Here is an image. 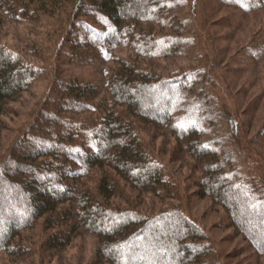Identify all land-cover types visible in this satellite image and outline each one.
<instances>
[{
	"label": "trees",
	"instance_id": "1",
	"mask_svg": "<svg viewBox=\"0 0 264 264\" xmlns=\"http://www.w3.org/2000/svg\"><path fill=\"white\" fill-rule=\"evenodd\" d=\"M180 3L0 0V24L6 16L12 20L21 13L27 16L30 5L50 17L66 14L61 22L67 27L60 31L65 36L54 65L62 54L69 59L81 55L77 51L81 46L103 51L123 45L132 53L117 58L101 88L77 78L59 80L61 68L53 69L56 77L50 94L0 158V252L23 253L26 248L16 239L44 217L42 252L66 246L77 230L84 229L98 239L91 264H207L208 238L181 209L147 214L110 202L117 178L135 189L160 192L164 164L140 141L142 124L175 136L177 151L198 161L201 180L196 194L220 205L228 225L264 255V180L245 184L229 171L230 159L202 140L201 128L189 122L191 116L186 113L188 122H179L175 114L178 95L194 86L197 72L164 73L143 64L142 57H166L186 40L179 23ZM34 73L35 67L20 51L0 41V115L8 101L28 88ZM90 99L96 101V114L89 122L67 115L87 108ZM19 144L24 150H17ZM91 174L96 179L93 184L88 181Z\"/></svg>",
	"mask_w": 264,
	"mask_h": 264
},
{
	"label": "rangeland",
	"instance_id": "2",
	"mask_svg": "<svg viewBox=\"0 0 264 264\" xmlns=\"http://www.w3.org/2000/svg\"><path fill=\"white\" fill-rule=\"evenodd\" d=\"M180 1L179 23L186 40L166 57H142L143 64L164 73L179 69L196 71L194 86L188 92L182 91L176 99L178 121L188 122L185 120L188 113L189 122L201 128L202 140L216 146L221 157L230 159L229 171H234L245 184L262 183L264 0ZM65 17L63 12L50 17L30 5L27 16L21 13L15 20L6 16L0 24V41L20 51L35 67L28 88L8 101L6 111L0 115V158L18 140L50 94L56 77L54 68L55 72L56 67L61 68L59 80L77 78L101 88L110 69L117 65V58L132 55L123 45L103 51L81 46L77 50L81 55L69 59L62 54L60 63L54 65L55 53L65 36L60 34L63 25L67 27L61 22ZM95 103L90 99L87 108L68 111L67 115L89 122L96 114ZM66 122L61 126L65 127ZM51 125L50 122L47 127ZM148 127L139 126V138L164 164L160 192L135 189L117 178L116 194L110 202L147 214L166 208L181 209L201 226L208 238L211 251L205 257L207 264H264V255L254 251L228 225L225 210L211 197L196 194L201 180L198 161L185 151H177L175 136L169 131ZM79 135V139L84 137L83 133ZM24 148L19 144L17 150ZM95 180L92 174L88 178L91 184ZM43 219L23 230L16 239L25 251L19 255L0 252V264H91L94 261L98 239L84 229L77 230L66 246L42 252L39 246L44 235Z\"/></svg>",
	"mask_w": 264,
	"mask_h": 264
}]
</instances>
